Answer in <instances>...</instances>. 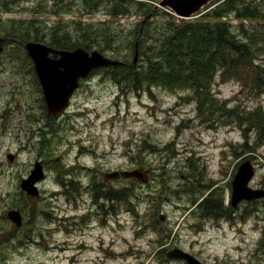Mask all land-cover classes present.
Returning <instances> with one entry per match:
<instances>
[{
  "label": "rangeland",
  "instance_id": "obj_1",
  "mask_svg": "<svg viewBox=\"0 0 264 264\" xmlns=\"http://www.w3.org/2000/svg\"><path fill=\"white\" fill-rule=\"evenodd\" d=\"M131 1L129 15L114 17L110 16L105 2H99L90 10H85L79 6L85 5L83 0H7V7L0 4V28L2 25L7 26L6 23L11 20L21 22L30 17H35L34 22L43 26L46 31L56 23L66 26L73 25V22L78 18L97 24L102 20H109L111 22L106 23L109 33L112 28L110 40L105 39L106 43L103 44H100V40H95L90 44H99L105 48L101 51L108 56L124 61L142 62L140 59L144 57L143 51H141L142 47L140 52L133 56L134 48L127 45L126 37H129L137 24L140 23L142 31L155 29L153 35L145 33L149 38H152L143 39V45L150 44L155 36H161V25H166L174 15L169 14L170 12L166 9L158 7L159 0ZM142 3L149 5L146 11H144ZM143 15H145L144 18L146 17L144 23L141 22ZM58 19L61 20L56 21ZM9 45L10 43L6 49ZM96 47L94 46V48ZM22 55L24 53L18 55L14 63L5 53L0 55V239L3 240L0 243V248L4 252L0 254V264H21L22 262L66 264L67 261H69L68 264H97V260L103 261L104 264H181L180 262L170 263L168 260L160 262L156 258L150 246L158 245L157 248H161L159 243L157 244L159 238H163L164 243L167 242L165 245L176 244L193 251L206 264H264V199L256 202H243L236 209L230 211V218L206 216L204 221L203 212H200L198 208L194 210V204L189 203L191 194L184 192L180 198L177 197L181 200L179 204L192 207L188 206V209L185 206L181 211L174 204L165 206L164 212L168 216L170 215V220L161 223L157 228L158 232L148 231L140 238L139 235L137 238H132L134 236L133 229L129 225L118 231L117 237L114 236V231L106 232V227L91 229V233L93 232L96 236V238L89 236L90 242L91 239H94L93 246L97 247L96 242L100 237L105 238V242H109L112 238L114 239L111 242L113 250L107 249L109 243H105L106 248L102 251L95 250V248L88 252L81 251L76 248L78 244H73L76 242L75 239L66 237L62 231L48 237L43 248H36L29 242H23V246L20 247L19 240L22 238L14 237L11 240L9 235L13 229L9 221L3 217L2 212L3 208L9 204L22 205L23 203L21 194L15 189L16 177L19 173L29 170V164L40 152L45 154L49 174L43 190L45 193L43 198L54 191L57 192L58 188L52 181L56 178L52 177L56 169L55 165L59 163L62 155L65 163L76 160L75 153L79 152L81 147L73 145L72 151L68 153L69 145L75 142L71 138H79L83 135L84 138H79L80 142L84 140L85 147L93 143L94 153L81 155L78 157L80 162L91 164L96 159L100 165L110 164L113 167L117 163L125 161L129 167L132 160H135L144 167L165 170L167 172L165 177L169 176L167 188L174 194V188L182 183L180 176L182 165L188 155L187 151H191L192 156L201 154L200 160L207 163L208 173L211 172L216 178L220 177L219 165H221L220 159L223 158L221 167L222 170L226 169L227 174L221 177L223 182L217 186L223 184L226 179L230 180L233 165L235 166L238 160L242 157L243 159L250 158L255 164L256 170L250 185L264 187V142L260 146H257L258 143L257 145H255L256 143H247L249 147H244L246 150H242L243 154L235 158L233 154L241 149L240 141L245 137H243L244 132L242 134L240 129L233 125L234 123L224 119L215 120L217 128H209L206 123H201V117L198 118L194 103H186L178 106L179 108L169 107L176 103L174 94L157 87L150 91L146 89L138 94L128 91L122 98L121 96L117 98V88L120 89V87L116 84L119 81L112 78L110 76L112 72L106 69H96L82 82L74 97L72 110L67 119H64L60 124H48V129L46 126L43 127V131H52L47 139L40 143L37 139H29L31 137H26L24 129L22 130L24 119L33 120L35 118L39 125L38 118L44 115L34 80L30 73H25L27 64ZM120 90L124 91V89ZM213 91V95L216 93L220 97L218 100L223 101L233 96L240 103H247L251 107L259 101L264 108V94H261L259 98L249 97L250 94L247 93L242 94L236 81L230 80L222 84L215 82ZM82 98L87 105L85 108L86 118L76 114L72 116L73 112H80L79 106L82 104L80 102ZM146 103H149L150 106L145 107ZM28 106H30L29 114L33 115L30 119L27 115ZM80 117L82 119L78 121L77 118ZM249 132L247 135L251 140L253 138L264 139L262 136L259 138L256 134ZM76 133L79 135L77 136ZM111 138L120 144L126 138H135L136 142L135 145L132 143L131 153L124 158V147L118 143H112ZM144 138L155 143L158 147H162L169 141L175 142V152L177 149L180 151L178 160L171 158L172 156H169L168 152H152V148L147 142H144ZM113 144L119 146L114 148ZM185 146L186 148H184ZM7 152H11L14 156L12 161L6 157ZM179 160L181 162L176 165ZM200 177H208L206 170H202V172L200 170ZM150 179L151 182L145 185L135 186V183H131L132 188H135V192L139 194L140 207L145 219L148 218L149 208H156V205L150 201V197L152 198L150 191L160 177L156 179L152 173ZM194 187L195 190L199 189L198 185H194ZM225 192L227 195V190ZM78 213L83 215L86 212L81 210ZM123 214L124 212L120 210V215ZM96 215L97 213L94 212L89 225L96 224L94 219L97 217ZM106 221L109 226L114 224L111 217H108ZM5 238L6 241H4ZM60 241L72 244L68 248L56 246ZM130 244H137L144 253L139 255L136 250V253L126 256L125 252L131 248ZM47 246L52 252L48 249L45 251ZM60 249L65 250L68 255L75 254L76 260L71 261V259L61 257ZM18 252H22V255H17ZM38 258L41 259L37 260Z\"/></svg>",
  "mask_w": 264,
  "mask_h": 264
},
{
  "label": "trees",
  "instance_id": "obj_2",
  "mask_svg": "<svg viewBox=\"0 0 264 264\" xmlns=\"http://www.w3.org/2000/svg\"><path fill=\"white\" fill-rule=\"evenodd\" d=\"M83 2L88 10L99 2H105L111 15L127 14L132 3L131 0ZM7 3V0H0L1 6L7 7ZM141 5L144 11L149 8L148 4ZM231 14L241 20L239 27L232 25ZM34 21L31 18L30 21L10 23L0 29L21 43L30 38L45 39L59 48H72L79 44L90 47V42L95 40L103 44L105 39L110 40L112 33V28L110 33L107 31L106 21L97 24L77 20L68 26L56 23L47 31ZM146 32L153 35L155 29L142 31L139 23L126 37L127 45L133 48L134 40L138 39L144 55L140 58L142 62L124 61L120 67L105 68L112 72L111 77L134 89L152 84L168 89L186 87L192 93L190 98L196 100L201 116L236 122L244 125L245 130L248 127L254 130L257 137H264L263 107L257 106L252 110L242 108L240 104L227 107L226 102L219 104L210 95V85L217 71L221 81L236 79L247 93L258 95L264 92V0H221L193 22L177 25L171 19L166 25H161V36H155L150 44L143 45V39L152 38ZM21 43H18L20 47ZM20 47L11 55L21 54ZM247 143L240 146L244 147ZM107 193L111 191L108 189ZM220 206L221 200L213 191L202 199L198 210L203 213L220 211Z\"/></svg>",
  "mask_w": 264,
  "mask_h": 264
},
{
  "label": "water",
  "instance_id": "obj_3",
  "mask_svg": "<svg viewBox=\"0 0 264 264\" xmlns=\"http://www.w3.org/2000/svg\"><path fill=\"white\" fill-rule=\"evenodd\" d=\"M209 1L211 0H160L159 3L171 8L177 14L188 16L199 11L202 5L208 4ZM2 42L3 38H0V49ZM25 47L34 61L35 70L47 95L49 111L54 113L63 110L80 76H85L93 67L121 63L118 60L104 57L96 50L89 54L82 47L75 50H62L34 41L26 42ZM49 53H52V57L49 56ZM133 173L139 175V177L141 175L137 171ZM251 175L252 169L249 162L242 164L233 180V204H236L242 198L250 199L264 195V190L247 187L246 184ZM41 177V166L36 164L31 175L23 180L22 187L28 192L34 193L33 183ZM9 216L15 221L19 222L20 220L17 211H10ZM168 255L182 257L187 264H201L194 256L178 248L171 250Z\"/></svg>",
  "mask_w": 264,
  "mask_h": 264
},
{
  "label": "flooded vegetation",
  "instance_id": "obj_4",
  "mask_svg": "<svg viewBox=\"0 0 264 264\" xmlns=\"http://www.w3.org/2000/svg\"><path fill=\"white\" fill-rule=\"evenodd\" d=\"M41 100V109L43 112V117L40 116L38 118V124L36 119H30L33 115L29 114L30 106H28L27 115L28 119H24L22 130L26 133V137L30 136L29 139H37L38 143L42 142L44 139H47L49 135H51V130L43 131V127H47L48 124H60L64 119L69 117V109L65 111L61 115H48L46 112V107L44 100L42 97H39ZM34 112V111H33ZM41 112V113H42ZM36 113V112H35ZM67 121V120H66ZM31 123V124H30ZM37 125V127H36ZM24 127V128H23ZM32 142V141H31ZM45 147V146H44ZM45 152V150H44ZM36 158H40L42 163H46L45 154L37 153ZM74 172L69 168L66 169L64 173H58L57 175V186L60 188V192H58V201L54 205H48L47 200L45 199H25L22 208H19L24 216L23 226L22 228L26 229L27 237L33 238H44L48 235L54 233L57 229L63 226V223H66V231L68 234L82 231H85L86 219L87 216H80L79 219L77 217V210L79 209V205H89L90 199L88 198L87 203H85V198H77L73 200V203L68 206H63L62 203H59V196H62L63 189H81V190H96L102 188H113L117 190H125L127 187H131L132 184L126 183H107V182H98L95 183L93 181V174L88 171L84 179H80V177L74 176ZM163 184H155L150 194L152 196V202L156 205V208H161V210H165L164 207L167 205H171V194L168 190L164 188ZM86 196V193L84 194ZM95 194L93 193L92 202L94 201ZM71 201L72 200H69ZM78 202L80 204H78ZM102 202V201H101ZM101 202L98 203V207L103 209V214H109L112 216V213H116L121 207L122 200H117L116 198H112V204L105 208V206L101 205ZM117 215V214H116ZM114 217V216H113ZM101 221L105 219V217L100 218ZM82 222L84 226L82 225ZM14 231H19L21 228H15L12 224H10Z\"/></svg>",
  "mask_w": 264,
  "mask_h": 264
},
{
  "label": "bare ground",
  "instance_id": "obj_5",
  "mask_svg": "<svg viewBox=\"0 0 264 264\" xmlns=\"http://www.w3.org/2000/svg\"><path fill=\"white\" fill-rule=\"evenodd\" d=\"M18 43H21V42H17V43L14 45V49H15V51H17V50H18L17 48L20 47ZM20 48H21V47H20ZM16 49H17V50H16Z\"/></svg>",
  "mask_w": 264,
  "mask_h": 264
}]
</instances>
